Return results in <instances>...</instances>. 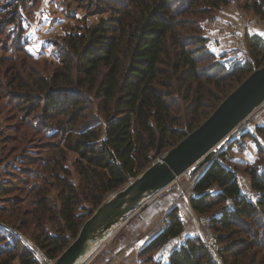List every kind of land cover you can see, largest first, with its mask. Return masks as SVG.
I'll return each mask as SVG.
<instances>
[{"label": "trees", "instance_id": "1", "mask_svg": "<svg viewBox=\"0 0 264 264\" xmlns=\"http://www.w3.org/2000/svg\"><path fill=\"white\" fill-rule=\"evenodd\" d=\"M76 1L89 14L107 16L64 35L52 68L40 70L27 62L22 27L17 36L2 32L21 55L4 60L7 79H0V98H8L18 120H35L32 137L40 139L31 143L36 153L23 150L16 181L0 183V195L12 207L1 217L14 220L18 229L33 226L35 244L53 260L107 195L193 131L264 65V40L257 35H246L250 57L231 66L207 47L204 24L230 0ZM247 7L264 20V0ZM14 22L19 25L18 15L4 19L5 25ZM255 132L241 134L258 147L259 161L245 170L257 192L254 199L242 191L237 169L225 163L229 150L241 144L238 138L193 176L190 204L195 213L209 216L222 243L218 258L201 237L191 235L170 252L167 263L158 264H264V147L259 139L264 140V125ZM69 152L74 154L71 167L66 165ZM37 169L43 182L28 187ZM13 183L30 194L28 204L22 206L24 197L14 195ZM166 216L165 227L140 251L147 260L184 230L178 206ZM16 243L0 247V264L15 258L19 264H42L30 248Z\"/></svg>", "mask_w": 264, "mask_h": 264}, {"label": "rangeland", "instance_id": "2", "mask_svg": "<svg viewBox=\"0 0 264 264\" xmlns=\"http://www.w3.org/2000/svg\"><path fill=\"white\" fill-rule=\"evenodd\" d=\"M252 1L253 0H230L227 5H223L215 12V16L212 20L204 24V35L208 37L207 47L227 66H231L237 60L250 57L246 35H257L264 40V20L256 15L252 8L247 7ZM229 7H234L236 12L233 15L230 13V17H234L235 19L230 24L229 34H224L223 28L225 30L227 26L224 22H219L218 19L220 18V11ZM12 14L18 15L20 26L16 22L5 25L4 19L10 17ZM106 16L107 13L89 14L76 0H0V79L2 81L7 79V77L3 75V71L6 68L4 60L8 58L16 59V57L21 55V51L18 50L16 43L11 44V39L7 36L5 37L2 32H6L7 34L10 32L13 36H17L16 32L18 31V27H22L23 34H21L20 42L26 50L25 56L27 62L42 70L44 67L45 69L52 68L54 64L58 63L59 49L64 35L84 25L95 23L101 17ZM6 46L9 47L8 51H6ZM263 114L264 102L238 124L227 137L220 150H224L231 141L237 138L241 141L239 146H242V143L246 142V138H248L251 143H255L254 140L249 137L242 139L241 134L245 131H250L257 135L255 132V123ZM19 115L20 114L12 108L8 98H0V183L5 180L16 181L14 176H18V174H21V171H23L21 170L24 158L23 150L27 149L29 154L36 153L31 143L38 142L40 139V135L35 139L32 137L31 127L36 124L35 120L28 117L20 121L18 120L21 119ZM22 133H25L24 137ZM259 139L264 147L263 138L259 136ZM245 146L243 145V147ZM68 155L66 165L71 167L74 154L69 152ZM216 155L217 152L214 156ZM257 161H259V158L254 163ZM49 173V170L43 172L45 177H47ZM41 176L40 170L38 171L37 169L36 176L33 178L31 176L28 187L33 183L41 184L43 182ZM78 178V174L74 172V181L77 182ZM182 179H186V177L183 176ZM241 184L243 185L242 181ZM13 185H15L14 187L17 189L16 185H18V183H13ZM20 185H22V183H20ZM16 189L14 195L21 194L24 197L22 206L28 204L31 198L30 194H27L26 190H23L24 188ZM14 195L11 194V197ZM53 195L54 190L51 193V196ZM4 197L7 196L0 195V247H13L17 244L16 242H19L20 246L24 245L30 248L42 264H49V258L44 255L43 251L40 250L34 242L32 237L33 226H31L29 230L24 228L18 229L16 226L17 224L13 222L14 220L6 221L1 217L3 213L8 215L12 212L9 199ZM86 206L90 207L91 204L86 203ZM196 216L199 226H195L193 229V236L199 232L200 228L204 227L202 218L206 217L209 219L208 215L196 213ZM129 222V219H123L112 230V233L108 234L103 242L100 241L101 244L99 243L95 247L91 252L92 255L84 264L93 260L95 261V259L103 253L107 247L106 245L119 229V225H121V223L125 225ZM208 229L216 236L209 226V223ZM101 240H103V237H101ZM15 261H18V259L15 258L12 264H14ZM137 264H139V261Z\"/></svg>", "mask_w": 264, "mask_h": 264}, {"label": "water", "instance_id": "3", "mask_svg": "<svg viewBox=\"0 0 264 264\" xmlns=\"http://www.w3.org/2000/svg\"><path fill=\"white\" fill-rule=\"evenodd\" d=\"M264 102V65L255 68L176 145L159 156L136 177L110 193L83 222L75 239L51 264H84L97 238L115 228L144 200L180 176L193 177L223 146L230 133Z\"/></svg>", "mask_w": 264, "mask_h": 264}, {"label": "crops", "instance_id": "4", "mask_svg": "<svg viewBox=\"0 0 264 264\" xmlns=\"http://www.w3.org/2000/svg\"><path fill=\"white\" fill-rule=\"evenodd\" d=\"M235 12L234 7L220 11L218 21L224 22L227 26L225 30L223 28L224 34H229L230 24L235 19L230 17V13L233 15ZM257 125H264V114L255 123V126ZM258 158V147L255 143H251L248 138H246L245 143H242V146L235 144L225 158L227 165L237 169L240 184L241 181L243 182V185L241 184L242 191L252 199L256 197L257 192L251 188V180L245 170L254 164ZM183 176L186 179H182ZM195 177L188 178L186 175H182L160 192L144 200L137 209L125 218V220L129 219L130 222L123 225L124 221L119 225V229L108 242L103 253L95 261L87 264H137L138 261L139 264L167 263L170 252L187 236L193 234L195 226H199L196 213L190 204V198L194 195L193 182ZM173 206H178L179 214L184 222V230L180 235L155 249L152 252V258L146 260L145 256H140V251L165 227L168 221L167 212ZM14 264H19V260L15 261Z\"/></svg>", "mask_w": 264, "mask_h": 264}, {"label": "built area", "instance_id": "5", "mask_svg": "<svg viewBox=\"0 0 264 264\" xmlns=\"http://www.w3.org/2000/svg\"><path fill=\"white\" fill-rule=\"evenodd\" d=\"M209 219L206 217L202 218V223L204 225L203 228H200L199 232L195 234V236H199L203 239L205 244L208 246V248L212 251L214 256L218 258V251L220 248V243L218 241L217 236H214L210 230L208 229V223L210 226V222L208 221ZM54 260L53 259H48L49 264H51Z\"/></svg>", "mask_w": 264, "mask_h": 264}, {"label": "bare ground", "instance_id": "6", "mask_svg": "<svg viewBox=\"0 0 264 264\" xmlns=\"http://www.w3.org/2000/svg\"><path fill=\"white\" fill-rule=\"evenodd\" d=\"M113 229H114V228L112 227L111 229H109V230L105 233L104 236H101V237H103V240H101V237H100V238H97L96 241L92 244V246H91V248H90V250H89V253H91V252L95 249V247L100 243V241L103 242V241L106 239V237L108 236V234H110L111 231H112ZM100 244H101V243H100ZM91 254H92V253H91ZM91 254H90V255H91Z\"/></svg>", "mask_w": 264, "mask_h": 264}]
</instances>
